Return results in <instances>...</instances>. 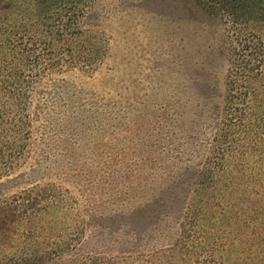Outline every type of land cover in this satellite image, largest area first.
<instances>
[{"label":"rangeland","instance_id":"obj_1","mask_svg":"<svg viewBox=\"0 0 264 264\" xmlns=\"http://www.w3.org/2000/svg\"><path fill=\"white\" fill-rule=\"evenodd\" d=\"M225 1L0 0V264H264V22Z\"/></svg>","mask_w":264,"mask_h":264},{"label":"trees","instance_id":"obj_2","mask_svg":"<svg viewBox=\"0 0 264 264\" xmlns=\"http://www.w3.org/2000/svg\"><path fill=\"white\" fill-rule=\"evenodd\" d=\"M223 7H224L223 8L224 12L227 14V16H230L231 19L239 18L242 22H245V23H248L249 21L264 22V0H226ZM0 62L2 65L0 67L1 68L0 78L4 80L3 86H7L9 89L16 91L18 88V83L20 81L22 73L25 70H27L28 67H25L26 65H23L20 62L19 57H17L15 54H13L10 51H8L7 55H5L3 60L0 59ZM3 89L4 90L1 91V95L7 92H8L7 94L9 95L13 94L11 93V91H6L8 89H5V88ZM5 117L6 115L2 111H0V138H3V139L7 131L6 128H9V130L13 129L12 132H15L17 134V130L21 126V121H22L21 118L18 117V115L17 116L15 115L9 122L5 121ZM248 120L250 123L253 122L252 118H249ZM3 127L5 128L4 130H3ZM263 132H264V128H263ZM262 134L264 136V133ZM4 143L5 142L3 140L2 144L4 145ZM0 146H1V141H0ZM223 169L225 170L227 175H230L234 172V170L232 169L231 171H228L227 168H223ZM217 195H218L217 197L219 198L218 200H220L222 203L225 200L223 198V195L220 194V192H218ZM228 206L229 205H225V206L223 205L225 209ZM252 208H255V207H252Z\"/></svg>","mask_w":264,"mask_h":264}]
</instances>
